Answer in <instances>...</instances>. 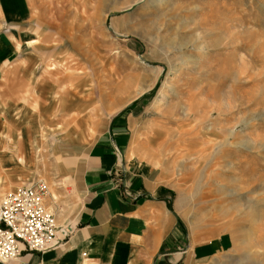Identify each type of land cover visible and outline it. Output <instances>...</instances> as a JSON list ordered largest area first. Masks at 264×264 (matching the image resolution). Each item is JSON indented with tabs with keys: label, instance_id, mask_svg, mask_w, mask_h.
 Listing matches in <instances>:
<instances>
[{
	"label": "rangeland",
	"instance_id": "obj_1",
	"mask_svg": "<svg viewBox=\"0 0 264 264\" xmlns=\"http://www.w3.org/2000/svg\"><path fill=\"white\" fill-rule=\"evenodd\" d=\"M27 2L0 79L22 173L5 191L43 180L56 223L72 224L86 154L114 129L123 155L170 176L185 234L232 238L207 264H264V0Z\"/></svg>",
	"mask_w": 264,
	"mask_h": 264
},
{
	"label": "crops",
	"instance_id": "obj_2",
	"mask_svg": "<svg viewBox=\"0 0 264 264\" xmlns=\"http://www.w3.org/2000/svg\"><path fill=\"white\" fill-rule=\"evenodd\" d=\"M28 15L27 0H0V79L23 47ZM10 129L0 127V198L22 180L4 151ZM24 131L30 133L27 126ZM131 149L136 151L133 144ZM129 155L121 153L114 129L102 133L78 176L75 221L57 224L58 246L45 253L23 250L7 264H207L233 246L231 237L198 242L185 234L172 211L176 190L170 176ZM48 201L56 217L57 200Z\"/></svg>",
	"mask_w": 264,
	"mask_h": 264
},
{
	"label": "built area",
	"instance_id": "obj_3",
	"mask_svg": "<svg viewBox=\"0 0 264 264\" xmlns=\"http://www.w3.org/2000/svg\"><path fill=\"white\" fill-rule=\"evenodd\" d=\"M47 182L24 185L0 198V263L17 259L23 250L45 253L58 246V227L47 206Z\"/></svg>",
	"mask_w": 264,
	"mask_h": 264
},
{
	"label": "bare ground",
	"instance_id": "obj_4",
	"mask_svg": "<svg viewBox=\"0 0 264 264\" xmlns=\"http://www.w3.org/2000/svg\"><path fill=\"white\" fill-rule=\"evenodd\" d=\"M164 2V1H166V0H155V2H159V3H161V2ZM101 8V5H99L98 7H96V8H94V12L92 13V15H90L87 19L89 20V21H91V23L94 21V20H96V18H97V13H98V11H99V9ZM107 14V13H106ZM93 24V23H92ZM113 28V27H112ZM72 30V29H71ZM62 60H64V59H62ZM61 63H62V61H60ZM81 63V62H80ZM93 66V65H92ZM86 68V67H85ZM84 68V69H85ZM57 75V74H56ZM75 76V75H74ZM164 90V89H163ZM163 90H161V92H160V94H163L164 92H163ZM162 96V95H161ZM161 101H162V97L161 98H158L157 99V103H161ZM183 115V117H188L189 116V112L186 114H182ZM39 143H38V141H37V139H34L33 141H32V148H34L33 150H35V151H37L38 152V150H39ZM132 150V149H131ZM40 151V150H39ZM52 198H53V200H56V195L55 196H52ZM57 224V223H56Z\"/></svg>",
	"mask_w": 264,
	"mask_h": 264
}]
</instances>
